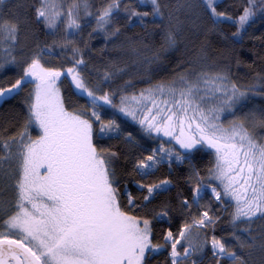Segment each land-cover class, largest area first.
<instances>
[{"label": "snow or ice", "instance_id": "obj_1", "mask_svg": "<svg viewBox=\"0 0 264 264\" xmlns=\"http://www.w3.org/2000/svg\"><path fill=\"white\" fill-rule=\"evenodd\" d=\"M4 2L0 0V5ZM219 2L183 0L179 7L192 11L202 6L214 18V23L232 21L237 26L234 38L242 37L257 11L264 14V0H246L248 6L235 18L223 11L218 12ZM47 4L48 0H42L41 7L36 9V18L43 20L49 28L55 26L56 19L61 15H67L68 28L79 29L81 9L85 15H91L87 11L88 0H73L72 7L65 12L57 11L52 15L47 11ZM137 4L150 7L154 18L159 19L164 15L162 8L165 6L161 0H137ZM122 10L130 20L135 18L137 23L149 16V12L130 10L128 7ZM120 11V0H108L98 13V28L111 27L114 14ZM116 32H119L118 28L113 34ZM19 33V23L5 19L0 12V46L7 45L3 48L7 59L0 63V68L8 63H16L13 51L18 45ZM166 43L169 47L176 44L175 32L171 29L166 33ZM74 51L79 54V49ZM81 66L86 67L82 57L74 59L73 67L64 71L46 68L40 56L36 55L11 87H0V103H3L24 84L33 80L36 82L34 102L29 107L25 131L8 141L0 138V150L4 153L0 155V177H12L15 173L14 206L17 209L3 224L22 236L19 240H9L5 235L0 239V245H9V252L17 264H145L146 254L157 253L165 245L171 249V264H184L185 259L197 264L196 259L192 258L199 257L205 246L210 248L217 264L221 259L230 264H245L236 250L215 235L199 243L192 241L191 228L207 229L216 222L207 210L194 224H185L175 236L168 230L164 235L165 244H153L151 221L130 216L121 210L118 200L120 193L116 187L119 182L111 167L116 153L97 150L92 142V123L82 119L81 115L65 110L55 82L62 75H70L78 93L90 98L92 111L85 114L95 121L101 120L99 109L108 106L136 122L146 133H163L179 144L183 153L160 147L140 159L136 169L144 170L145 175L150 174V170L162 160L171 164L174 157L175 162L184 163L190 161L197 151L213 149L216 159L214 168L209 170V179L219 180L221 191L210 184L198 183L193 188V194L197 197L195 202L199 204L202 191L214 194L213 198L217 201L221 200V193L232 198L236 210L231 223L233 226L238 223L248 225L237 230L254 240L250 226L254 221H264V142H260L264 138L258 139L255 133L258 117L256 113H249L246 118L248 126L243 120L233 121L228 127L218 123L225 111L234 116V105L246 100L249 92L242 91L223 72L201 70L181 75L168 85L157 84L138 94L122 95L120 106H117L113 104L116 92L97 95L88 88L80 72ZM118 71L122 73L124 70ZM115 75V72H106L104 82H111ZM123 87H132L131 81H127ZM259 112L261 124L264 125V110ZM32 124L38 125L42 132L37 140H33L27 132L28 125ZM98 131L102 138L111 137L119 133L120 126L115 120L100 122ZM127 140H134L132 133L127 134ZM5 165H8L7 169ZM41 169H44L43 174ZM197 179H201L198 174ZM171 184L170 180H162L151 185H140L148 192L143 199L150 202L154 194L168 191ZM128 195L132 204L133 198ZM45 199L47 204L38 203ZM25 204L30 205L32 211ZM182 204L189 206L187 199ZM167 217V209L156 213L158 220H166ZM260 227L264 230V224ZM241 235L233 232V239L243 249L245 242L241 241ZM178 245L182 247V252L177 250ZM13 247L19 250V255L13 251ZM3 255L0 249V264H5Z\"/></svg>", "mask_w": 264, "mask_h": 264}, {"label": "trees", "instance_id": "obj_2", "mask_svg": "<svg viewBox=\"0 0 264 264\" xmlns=\"http://www.w3.org/2000/svg\"><path fill=\"white\" fill-rule=\"evenodd\" d=\"M108 0H88L87 11L91 15H85L80 11L79 29L68 28L67 15H61L55 21V26L49 28L43 20L36 18V9L41 7L42 0H5L0 5L5 19L18 22L20 33L18 45L13 51L16 63H8L0 68V87H11L19 79L31 59L39 55L41 63L46 68H55L64 71L73 67V60L81 57L86 62V67L81 66L80 72L85 79L88 88L97 95L104 92H116L113 104L120 106L122 95L131 96L141 90L154 88L157 84H171L181 75H189L201 70L208 72H223L228 75L231 82L240 87L242 91H248L249 96L240 104L234 105L235 115L224 112L222 123L225 126L233 121H245L249 113H256L258 119L255 133L257 138H264V125L261 124L259 110H264V14L257 11L255 18L246 26L242 37H233L240 44V48L234 60L227 49V38L212 30L196 45H190L187 40V22L190 11L186 8L168 13L162 8V18H154L150 7H140L137 0H120L121 11L114 14L113 24L105 29L98 28L96 20L98 13L104 8ZM73 0H48L46 6L49 15L54 12H65L72 7ZM246 0L237 2L232 0H220L217 11H223L235 18L242 14ZM140 12H149V16L137 23L135 18L129 19L123 12V8ZM171 14V15H170ZM214 19V18H213ZM218 27L229 25L233 33L237 26L232 21L216 23ZM118 28L119 32L113 34ZM173 30L176 36V44L169 47L166 43V33ZM178 29V30H177ZM6 45V44H5ZM64 47H61V46ZM7 46V45H6ZM44 49L43 52L40 50ZM74 49H79L77 54ZM236 67L249 78L248 84L235 82L232 78V70ZM123 69L121 73L118 70ZM106 72H115L111 82L105 83L103 76ZM66 108L76 115L91 121L94 125V144L98 151L114 152L116 156L112 160L111 167L115 171L116 187L119 189L118 200L121 210L130 216L141 217L151 221V242L153 244H165L164 235L171 230L174 236L185 224L192 225L197 221L203 211L215 219V224L207 229L193 227L191 230H200L202 240L215 235L222 239L226 245L236 250L245 264H264V230L260 225L264 221H254L250 226L251 236L241 235L237 229L249 227L238 223L233 226L232 203L221 198L215 200L212 193L201 192L199 204L195 202L197 197L193 194V188L198 183L210 184L207 174L213 163V153L202 149L192 155L190 161L184 163L162 160L150 174H143L144 170L137 171L136 164L140 159L151 155L153 150L160 147L168 148L164 139L143 131L142 127L130 118L117 113L116 109L108 106L99 109L100 122L115 120L120 126L118 134L111 137H101L98 131L99 123L90 115L92 106L90 98L78 93L74 88L71 76L62 75L59 78ZM127 81H131L132 87L124 88ZM36 82L26 83L21 89L11 94L6 102L0 103V138L8 141L11 137H19L25 131V125L29 119V107L33 103L34 87ZM252 130L251 128L249 129ZM27 132L31 138H38L41 134L38 125H28ZM132 133L134 140L129 142L127 134ZM264 142V140H260ZM171 145V144H170ZM174 152H180L176 145ZM15 147L13 151H15ZM0 150V155H3ZM15 162H13L14 164ZM8 165H5L7 169ZM197 174L201 178L197 179ZM15 173L12 177H0V203L3 210L0 211V235L2 234L3 221L10 215H14L17 209L16 190L13 187ZM162 180H170L168 191L154 194V198L145 201L148 195L146 188L140 185H151ZM133 203H129V195ZM187 199L189 206L184 207L182 201ZM168 210L166 220L156 219V213ZM241 235V241L245 242L243 249L239 242L233 239V232ZM180 246L179 251L182 252ZM170 247L165 245L157 253L147 254L145 264H171ZM196 259L197 264H217L216 258L208 246ZM184 264H191L185 259ZM220 264H230L225 259Z\"/></svg>", "mask_w": 264, "mask_h": 264}, {"label": "rangeland", "instance_id": "obj_3", "mask_svg": "<svg viewBox=\"0 0 264 264\" xmlns=\"http://www.w3.org/2000/svg\"><path fill=\"white\" fill-rule=\"evenodd\" d=\"M232 1L237 2L239 0H232ZM161 2H162V5L165 6L164 9L168 13H172V12H174L180 8L179 4L182 3L183 0H161ZM212 30H217L220 35L227 38V49L232 54L234 60H236V55H237V52L240 48V44L236 43L233 40V37H232L233 28L229 25H225L223 27H218L217 24L214 23V19L209 14L207 9L202 7V6L198 7V8H194L192 11H190V16H189L188 22H187V40H188L190 45H192V46L196 45L198 42H200L206 36V34H208ZM6 47H7L6 45L0 46V63H4V60L7 59L5 52L3 51V48H6ZM232 78L234 79L235 82H240L242 84H248L249 83V78L246 75H244L243 73H241L238 69H236V67H234L232 70ZM35 87H36V85H35ZM35 87H34V90H35ZM55 87L59 89V95H60V98L63 102V106H64L65 110L69 113H72L71 111H69L66 108L59 79L55 82ZM33 102H34V97H33ZM131 106L136 107L135 105H131ZM226 113H228V112L225 111V114ZM223 116H224V113H222L220 115V120L218 121V123L222 124L224 127H228L222 123ZM82 119H84V118H82ZM92 126H93V130H92V142H93V140H94V125H93V123H92ZM40 132H41V130H40ZM153 133H155V132H153ZM41 135H42V132H41L40 136ZM39 137L33 138V140H37V139H39ZM164 142L169 145L168 149L175 151V149H174L175 147L173 145H170V142L168 140H165ZM205 150L211 151L213 153V163L211 166V169H212L215 166V159H216L215 151H213L212 149H207V148H205ZM40 171L43 174L44 169H41ZM207 177H208V179H207L208 181L210 180V182H213V186H211V187H215L217 191H221V188H222L221 182L219 180L209 179L210 172H208ZM212 195L214 196V194H212ZM221 198H225L226 201L231 202L232 207H233V212H235L236 204L232 200V198L225 197L223 195V193H221ZM38 203L47 204L48 201L45 199V200L38 201ZM25 207L28 208L29 211H32L30 205L25 204ZM3 228L4 229L2 230V234L0 235V237L2 235H9V236L14 237V239H17V240L22 239V236L19 233L15 232L14 230H9L5 225H3ZM191 239L195 243H199V242L203 241L200 230H198V229L197 230H191ZM183 243L184 242L182 241V244ZM179 248H180V245L177 246L178 251H179Z\"/></svg>", "mask_w": 264, "mask_h": 264}, {"label": "water", "instance_id": "obj_4", "mask_svg": "<svg viewBox=\"0 0 264 264\" xmlns=\"http://www.w3.org/2000/svg\"><path fill=\"white\" fill-rule=\"evenodd\" d=\"M0 239H3V238H0ZM8 239L9 240H17L14 238H8ZM0 249L3 250L4 255H3L2 259L5 261V264H11V261H14L15 264H17V262L12 259L11 253L9 252V245L7 243L0 245ZM13 251H15L17 253V255H19V250L15 249L13 247Z\"/></svg>", "mask_w": 264, "mask_h": 264}, {"label": "flooded vegetation", "instance_id": "obj_5", "mask_svg": "<svg viewBox=\"0 0 264 264\" xmlns=\"http://www.w3.org/2000/svg\"><path fill=\"white\" fill-rule=\"evenodd\" d=\"M178 134V133H177ZM154 135L158 136L159 138H162V139H165V140H168L170 142L171 145H176L178 149H180L182 152L183 150L180 148L179 144H177V142L172 139V137H168V136H164L163 133H154ZM213 150V149H212ZM214 151V150H213ZM5 235H2L0 238H4ZM7 238H14L12 236H9V235H6ZM11 264H15L14 261H11Z\"/></svg>", "mask_w": 264, "mask_h": 264}]
</instances>
